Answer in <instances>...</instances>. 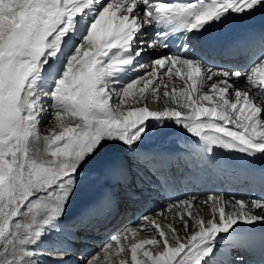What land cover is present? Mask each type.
<instances>
[{
    "label": "snow or ice",
    "instance_id": "snow-or-ice-1",
    "mask_svg": "<svg viewBox=\"0 0 264 264\" xmlns=\"http://www.w3.org/2000/svg\"><path fill=\"white\" fill-rule=\"evenodd\" d=\"M257 14L264 0H0V264H69L57 238L90 165L134 153L156 125L213 157L264 155V51L247 73L172 51ZM250 35L264 48V26ZM110 168L125 176L119 155ZM257 224L264 197L186 195L76 264H214L222 240Z\"/></svg>",
    "mask_w": 264,
    "mask_h": 264
},
{
    "label": "bare ground",
    "instance_id": "bare-ground-1",
    "mask_svg": "<svg viewBox=\"0 0 264 264\" xmlns=\"http://www.w3.org/2000/svg\"><path fill=\"white\" fill-rule=\"evenodd\" d=\"M179 1L195 2V0ZM169 2H171V0H169ZM221 27L211 29L206 34V39L191 45L193 47L192 50L181 48L179 52L190 51L194 57L201 59L209 66L215 65L247 73L252 67L253 61L260 56L262 51H264L261 42L254 50V60L251 61L248 58L243 59L241 65L237 64L235 66L227 67L226 60L218 58L217 61L214 62L211 58L205 57L202 54V45L209 42L218 33ZM196 44L198 45L197 55H195L194 50ZM176 84L179 86L181 82L177 80ZM235 86L240 89L248 88V85L243 78L237 82ZM251 95L255 96L257 93L253 91ZM115 102L118 101L114 100V103ZM110 103H112V101H110ZM44 132L43 134H45ZM196 139L197 138L195 137H191L190 134L186 133V131L181 127L171 122H169L166 127L156 125L153 128L152 132L149 133L144 142L138 149H136L137 152H134V155H132L133 157L129 158L134 159V163L137 161L136 164L138 166H147L150 164L152 157L155 155L154 150L157 144L166 145L169 149L176 147L171 150L170 158L166 159V164H170L172 167H174L173 165H178V167L175 168L178 169L180 167V173L175 177H171L170 181L167 179L164 180L163 188H165V193L163 196L155 198L154 195H150L152 201H149L146 211L137 217L133 222L118 220L116 213L119 210V207H117V210L112 212L110 211L104 215L105 218H103L99 224L96 225L99 230L105 233L104 240L93 252H99L102 244L104 245L109 240V236L115 235L129 227H136L143 216H151L155 212H160L167 204L171 203L172 200L176 198L182 199L186 195H197L201 199H204L209 194H220L224 195L226 198H230L233 195L237 197H244L243 191L246 184L242 183V181L246 179V173L238 165H236V163L227 162L217 149L215 150L216 155L214 157L211 154L206 153L202 144L197 145L191 142ZM117 155H119L120 159H122L125 153L117 154L110 149L108 152L92 162L89 172L94 173L95 171L92 166H95L94 168H96L100 174L93 177H97L98 180L104 179V181H106L112 173L116 172L110 168V162L115 159ZM195 157H197V159ZM129 158L126 156V158L124 157L123 159ZM198 158L200 159L198 160ZM198 175L201 176V181L198 185H196V176ZM143 180L146 181V179ZM100 182L102 181L94 180L92 182L90 180V176H88V179L85 181L83 187L73 199L69 214L74 212L73 214L76 215L78 213L94 210V204L97 200L95 197L97 190L95 189ZM206 186L208 189H204ZM220 191H222V193H220ZM115 205L118 204L115 202ZM169 215H171V213H169ZM257 225L264 227V224ZM89 232L92 231H88L87 233ZM144 238L149 237H146L144 233L141 232L134 238L130 236L125 243L130 247L132 243L138 242L140 239ZM251 242V235L246 231L222 240L218 245V251L214 257V264H246L248 262L247 256L252 249ZM247 244L250 246V249L246 252ZM122 257L130 261V253L122 254ZM73 264H76V262Z\"/></svg>",
    "mask_w": 264,
    "mask_h": 264
},
{
    "label": "rangeland",
    "instance_id": "rangeland-1",
    "mask_svg": "<svg viewBox=\"0 0 264 264\" xmlns=\"http://www.w3.org/2000/svg\"><path fill=\"white\" fill-rule=\"evenodd\" d=\"M112 103H114V100L112 101ZM116 103V102H115ZM52 125H50V124H48V122H47V120H45V121H43L42 122V127H43V129H47V128H49V127H51ZM45 134H47L46 133V131L44 132ZM40 147L42 148L43 147V145H40ZM135 152H137V151H135ZM132 155H134V153H127V154H125V155H123V157L122 158H126V156H127V158H129V157H131ZM109 156V155H108ZM95 166H92V168H93V170L95 171L94 173H91V172H88V176H90V180L93 182L94 180L95 181H102V182H105L104 181V179H97V177H93V176H95V175H98V174H100L99 173V171L96 169V168H94ZM101 183V182H100ZM72 213H74V212H72ZM71 214V213H70Z\"/></svg>",
    "mask_w": 264,
    "mask_h": 264
}]
</instances>
